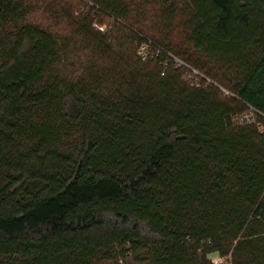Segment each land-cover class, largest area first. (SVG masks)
<instances>
[{"label":"trees","instance_id":"1","mask_svg":"<svg viewBox=\"0 0 264 264\" xmlns=\"http://www.w3.org/2000/svg\"><path fill=\"white\" fill-rule=\"evenodd\" d=\"M211 255L264 264V0H0V264Z\"/></svg>","mask_w":264,"mask_h":264},{"label":"built area","instance_id":"2","mask_svg":"<svg viewBox=\"0 0 264 264\" xmlns=\"http://www.w3.org/2000/svg\"><path fill=\"white\" fill-rule=\"evenodd\" d=\"M95 28L98 29L100 32L104 30V27L95 26ZM159 50L160 49L155 48V46L150 41H144L141 45L138 46L137 54L141 61H146L149 58H153L155 55H157L159 53ZM174 62L178 66H184V64L178 61L177 59H174ZM195 75L200 76L198 73H195ZM214 256H215L214 258L210 259L213 264H231L230 257L221 258L217 255H214Z\"/></svg>","mask_w":264,"mask_h":264},{"label":"rangeland","instance_id":"3","mask_svg":"<svg viewBox=\"0 0 264 264\" xmlns=\"http://www.w3.org/2000/svg\"><path fill=\"white\" fill-rule=\"evenodd\" d=\"M105 28V27H104ZM137 52H138V48H137V50H136V55L138 56V54H137ZM172 57V56H171ZM192 71V73L195 75V73H198L200 76H202L201 78H203V75H201L199 72H197V71H195V70H191ZM208 82H210V80H207ZM247 118H249L250 116L249 115H247L246 116ZM215 256L214 255H211V256H209V259H212V258H214Z\"/></svg>","mask_w":264,"mask_h":264}]
</instances>
